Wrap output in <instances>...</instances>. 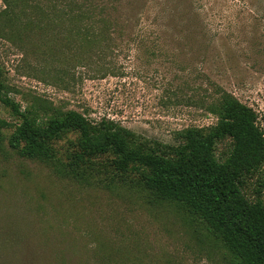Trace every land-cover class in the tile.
<instances>
[{
  "label": "rangeland",
  "instance_id": "obj_1",
  "mask_svg": "<svg viewBox=\"0 0 264 264\" xmlns=\"http://www.w3.org/2000/svg\"><path fill=\"white\" fill-rule=\"evenodd\" d=\"M98 1L116 25L92 51L64 28L25 29L18 8L14 24L0 17V71L22 109H75L174 143L179 129L214 124L207 107L227 90L264 127V0ZM0 119L18 121L2 102ZM230 147L218 141V158ZM107 160L80 180L1 141L0 264H233L202 221L113 175ZM243 190L264 202V173Z\"/></svg>",
  "mask_w": 264,
  "mask_h": 264
},
{
  "label": "trees",
  "instance_id": "obj_2",
  "mask_svg": "<svg viewBox=\"0 0 264 264\" xmlns=\"http://www.w3.org/2000/svg\"><path fill=\"white\" fill-rule=\"evenodd\" d=\"M4 2L0 17L8 25L21 19L18 8L35 15H25V29L64 28L68 42L86 44V51L101 45L116 25L105 14L108 6L98 0ZM61 34L55 38L61 40ZM218 92L207 107L217 121L179 129L175 142L167 143L114 119H92L75 109L52 113H41L36 107L22 109L8 95L0 71V102L18 120L0 119V142L7 138L21 156L80 180L88 179L96 169L106 170L96 161L106 158L113 175L130 177L155 198L176 202L202 221L233 264H264V202L250 200L243 190L248 177L264 173V127L253 107L227 90ZM6 130H10L8 136ZM226 137L231 147L224 158H218L217 143ZM63 140L66 144L58 146Z\"/></svg>",
  "mask_w": 264,
  "mask_h": 264
}]
</instances>
